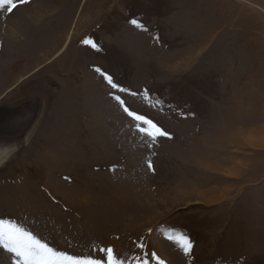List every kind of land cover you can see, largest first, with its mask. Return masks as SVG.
<instances>
[{"label":"rangeland","instance_id":"obj_1","mask_svg":"<svg viewBox=\"0 0 264 264\" xmlns=\"http://www.w3.org/2000/svg\"><path fill=\"white\" fill-rule=\"evenodd\" d=\"M113 95L170 136L140 134ZM0 150V218L50 246L264 264V0L0 9Z\"/></svg>","mask_w":264,"mask_h":264},{"label":"snow or ice","instance_id":"obj_2","mask_svg":"<svg viewBox=\"0 0 264 264\" xmlns=\"http://www.w3.org/2000/svg\"><path fill=\"white\" fill-rule=\"evenodd\" d=\"M28 2L29 0H0V9L11 14L20 4ZM128 22L136 28H143V25L136 19H130ZM82 43L92 48H97V44L90 38L83 39ZM96 71L100 73L111 89H115L120 93L129 92V89L115 82L111 75L100 68H97ZM132 95H136V93H132ZM144 95L145 99H148L147 92ZM112 98L120 105L123 112L132 118L135 122V128L143 136L153 141L159 136H170L168 132L164 131L153 120L131 110L120 95H113ZM148 167L152 168L151 161L148 162ZM167 238L173 241L185 255L191 253L193 244L186 235L170 234ZM138 247L141 250L144 249L143 244H139ZM0 250L10 254L9 264H132L133 261L135 264H150L151 260H155L156 264H166L155 252H144L143 255L133 256L129 260L127 256L121 258L114 248L110 246L99 248L98 251L103 253L99 257L92 254H70L66 250L50 246L47 240L9 218H0Z\"/></svg>","mask_w":264,"mask_h":264},{"label":"bare ground","instance_id":"obj_3","mask_svg":"<svg viewBox=\"0 0 264 264\" xmlns=\"http://www.w3.org/2000/svg\"><path fill=\"white\" fill-rule=\"evenodd\" d=\"M3 149H5V147L3 148ZM10 151V150H9ZM3 154H5L4 152H3V150H0V160H2V158L4 157L3 156ZM6 154H8V153H6ZM6 154H5V156H6ZM3 156V157H2ZM4 160V159H3ZM1 163V162H0Z\"/></svg>","mask_w":264,"mask_h":264}]
</instances>
